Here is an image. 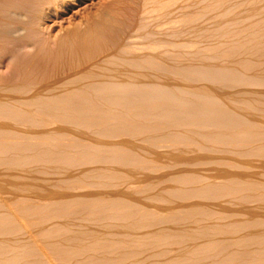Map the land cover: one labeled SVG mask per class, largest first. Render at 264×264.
I'll list each match as a JSON object with an SVG mask.
<instances>
[{"label":"bare ground","instance_id":"1","mask_svg":"<svg viewBox=\"0 0 264 264\" xmlns=\"http://www.w3.org/2000/svg\"><path fill=\"white\" fill-rule=\"evenodd\" d=\"M12 1L0 0L9 38L24 29ZM119 50L43 82L0 84V264H264V90L242 87L233 70L264 52L179 66ZM190 71L203 83L187 84ZM159 140L180 145L159 153Z\"/></svg>","mask_w":264,"mask_h":264},{"label":"rangeland","instance_id":"2","mask_svg":"<svg viewBox=\"0 0 264 264\" xmlns=\"http://www.w3.org/2000/svg\"><path fill=\"white\" fill-rule=\"evenodd\" d=\"M167 1L166 0L165 1L164 0L163 1L162 0H156V1L155 0H109V1L108 0H51V1L50 0H47V1L46 0H13L11 2L12 10L14 9V11L20 13V11L16 9H19L22 7L21 9L24 10L22 11V16L24 15L25 17L21 16L20 18H18L20 20L19 23H21L20 24L21 26L19 25L17 18H14L13 16H11L9 20L11 23L19 25L22 29L23 28L24 29L23 31L21 30L19 34L17 33L18 35L15 34L16 36L9 35L10 38L4 35H3L4 37L0 35V84L2 83L3 85L5 84L8 85V84H15V82L20 83L21 81L23 82V83L21 82V84H30V83L36 84L39 81L43 82L46 80H50L51 78L53 79V77L56 78L57 76L58 77L62 76L65 73H68V71L70 72V71H73V69L81 67L89 60H93L95 56H97L98 52L101 53L103 51H109V50L112 51L114 49L115 50L121 49L119 51L121 52L122 57L125 56L124 59L127 60L128 58V61H133L135 58H138L137 56H139L140 58H149V57L154 58V56L155 57L158 56V58H155V59H158L159 61L165 60V62H167V61H170V59L171 60L175 59L176 61L178 60L177 63H179L178 64L179 66L187 65V63L190 64L192 60H193L192 62H196L195 59L197 60L199 57H203V56L205 58L207 56H210V54L212 55L211 58L209 57L205 58L206 62L209 60L210 63L208 62V64L230 65L231 61L228 62L224 60H227V58H229L228 52L232 50L234 53L230 56L231 58H229L228 60L236 59V58H237L236 60H239L246 56H251L253 60V57L255 56L258 57L259 54L262 53V51L264 52V15H263L264 14L263 12L264 11V0H249V1L248 0H215V1L214 0H207V1L206 0H194V1L193 0H174L176 2L174 1L172 2L171 0H169V2ZM163 3H165V5H163ZM160 4H162L164 7ZM5 8L7 7H4V9ZM27 8H28V11L31 9L30 12L28 13L25 11V9ZM39 11L43 13L44 15L39 13ZM99 11L103 13L107 12L108 14L101 13L104 17H102L103 20H101V17H99L100 19L98 22V19H97L98 17L96 18V16H102L99 14ZM25 12L27 13V15ZM39 14H41L42 16ZM197 14L198 16H196ZM93 15L95 16L93 17ZM26 16H28L27 19L23 20L22 18H26ZM37 16H41L42 18L40 19V17H37ZM247 16L250 18H248ZM12 18L17 20L16 21L17 23L15 22V20H12ZM33 18H36L37 20ZM104 18L105 19L107 18L105 20L106 22H103ZM261 18H263V20ZM33 20L37 22V23L36 22L33 23V24L36 23L37 27H35L32 24ZM29 26H32L34 28L29 27ZM76 28H79V29H76ZM74 30L76 31V33L72 32ZM77 32H79V34ZM229 33L231 34L229 35ZM239 33L241 36L239 35ZM71 34H74V35H71ZM253 34L257 36H254ZM80 36H83V37H80ZM5 37L7 38V40L5 39ZM236 37H238L239 39ZM241 37L243 40H240ZM246 38H249V39H246ZM237 41L240 47V49L238 50L236 49L238 48ZM122 42L124 43L123 45H122ZM232 44H234V46ZM16 46H18V48H16ZM172 48H175V50ZM15 49H17V51ZM125 49L127 52L125 51ZM189 49H193V50H189ZM13 50L16 51L15 54ZM172 50H174L175 52ZM214 50H217L219 53ZM255 50H257V52ZM124 51L126 52V54H124ZM129 52L131 53L133 52L131 56L134 59L132 58L130 59L128 57L131 54ZM154 53H157V54H154ZM213 54L215 57L213 56ZM215 54L219 57L221 56V58H219V61L215 60V58L218 59V57ZM176 55L178 59L175 58ZM193 55H194V58H193ZM164 56L167 59L163 58ZM213 59L214 61H212ZM253 64L254 63L249 62L248 66L243 65L240 69L241 71H239L237 68L235 69L232 68V69L234 71L237 70L236 72H238V74L237 73L236 74L240 76L242 80L244 81L243 82L244 84L242 87H245V88L248 87L247 89H252V90L261 89L260 91H263L264 90V78H263L264 62H258V63H255L254 65ZM249 65L250 67L252 65V67L250 68ZM258 65L259 66L261 65L260 67H258V70L261 69L260 71H258L256 68ZM231 73L232 74L234 73V75L228 73L227 75H230V76L232 75L231 77H228V78L235 79L237 75L235 74V72L231 71ZM252 73L256 74L254 75L256 76L255 77L256 79L255 78L250 79V77L253 76ZM247 74L248 75L250 74V75L248 76ZM185 75L183 78L188 82L187 84L191 83L192 85H195V84L203 83L202 78L197 77L194 71H190L187 74L188 76L187 79ZM223 75H225V73H223ZM257 75L261 77L258 78L259 76ZM224 78L226 77L224 76ZM222 79H223V76L222 78L218 77V80H222ZM24 80L25 81L28 80V83H26ZM256 86H257V89H256ZM177 96L180 97L181 93H179ZM138 97L140 98V96ZM138 97L136 99L138 102L139 101L141 102V100L144 99V98L142 99L140 98V100H138ZM177 100L179 101L180 106L181 104H185L182 106L187 105V102L184 99L182 101L181 99H176L175 101L178 102ZM145 105H148L147 107L149 108V110L152 109V107L151 108L149 107V102H147V104ZM130 108L127 110H122L119 107H117V111L121 110V111L126 112V114L127 113L130 114V112L128 111H131V110H132V113L133 111L134 113L136 112L135 111L136 108L135 109L134 108L130 109ZM148 108L144 107L145 110L147 109L146 110L147 113L149 111ZM252 108L257 110L255 107H252ZM142 109L140 111L142 112V115H143L145 110H142ZM139 112H138L139 117L136 116V119L141 118V112L140 113ZM228 120H230V118H228ZM232 123L233 122L231 121L229 122L230 125H232ZM211 127L213 128L214 126H210V125L207 126V128L209 129H211ZM235 139L233 141L236 142V144L241 147L244 145L246 146L249 143V141L248 143L247 141H238L239 140L238 137H236ZM172 141L174 140L162 141V142L160 140L159 142L156 141V144L154 143L155 144L154 148L156 147L157 150L156 148L155 150L159 153L169 152V150L174 148L173 145L176 147L180 145L179 142L177 141L172 142ZM169 142H172V143H169ZM175 142H177V144ZM199 144L200 143L198 142L197 145ZM164 145L165 146L167 145V146L165 147ZM199 146H202V144ZM163 167L162 165L161 167L160 165L158 166L156 165L154 168L156 170L152 169L153 171H156V172H153V173H156V174H164V172L167 173L168 167L167 168L166 166H163ZM134 180L132 179L131 182H129L130 184L128 183V185L133 186V187L135 186L139 187L141 185L140 183H144L141 179L139 180L134 179ZM216 181H219V179L216 178ZM82 189L86 190V189H90V187L84 186L82 187Z\"/></svg>","mask_w":264,"mask_h":264}]
</instances>
